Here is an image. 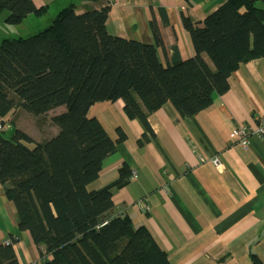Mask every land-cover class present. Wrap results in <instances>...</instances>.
<instances>
[{
	"label": "trees",
	"instance_id": "trees-1",
	"mask_svg": "<svg viewBox=\"0 0 264 264\" xmlns=\"http://www.w3.org/2000/svg\"><path fill=\"white\" fill-rule=\"evenodd\" d=\"M259 1L226 0L203 21L184 16L196 53L164 64L154 20L155 42L146 43L109 33L110 4L76 13L69 3L50 18L33 0H0L9 25L40 20L31 34L0 40V120L8 124L0 131V183L43 264H172L145 226L114 212L112 188L127 185L128 165L114 182L89 190L117 141L88 113L96 102L123 100L127 116L153 134L148 116L169 102L185 119L206 109L213 93L229 90L234 71L264 56ZM63 106L51 117L58 132L50 138L38 142L18 128L5 135L13 110L42 116ZM118 131V141L126 139ZM14 242L0 245V264H20ZM250 264L264 261L252 254Z\"/></svg>",
	"mask_w": 264,
	"mask_h": 264
},
{
	"label": "crops",
	"instance_id": "crops-1",
	"mask_svg": "<svg viewBox=\"0 0 264 264\" xmlns=\"http://www.w3.org/2000/svg\"><path fill=\"white\" fill-rule=\"evenodd\" d=\"M33 1L48 7L50 18L69 3L76 4V13L110 4L109 33L146 43L155 42L154 20L164 40L158 53L168 64L196 53L183 17L203 21L226 0ZM259 5L264 7V0ZM229 83L226 93H213V103L191 118H183L170 102L150 113L153 134L127 116L123 100L96 102L88 113L117 141L89 190L114 182L128 165L132 176L127 185L112 188L114 212L145 226L172 264H250L252 254L264 261V140L254 134L244 146L233 135L240 124L255 128L256 117L264 114V56L242 64ZM48 113L36 116L19 108L6 118L10 128L42 142L58 132L44 121L56 114ZM119 129L126 134L122 141ZM143 200L149 211L140 206ZM12 239L20 264H43L41 247L20 229L16 205L0 183V245Z\"/></svg>",
	"mask_w": 264,
	"mask_h": 264
},
{
	"label": "rangeland",
	"instance_id": "rangeland-1",
	"mask_svg": "<svg viewBox=\"0 0 264 264\" xmlns=\"http://www.w3.org/2000/svg\"><path fill=\"white\" fill-rule=\"evenodd\" d=\"M7 15H8V11H4L0 15V40L4 36H8V37H15V36H21V35L22 36H27V35L32 33V31L35 28V26H37L36 24L40 23V20H35V19H32V18H30V19L28 18V19H26L24 21L23 24H20V25H9L8 23H6L4 21L5 17H7ZM64 109H65L64 106H63L62 109L56 108L55 110H51L48 113V115H46V116H51L54 113H60ZM44 121H46L48 126H50V124L48 122L53 124L49 117H46V119H44ZM15 130H16L15 127L9 128L5 132V135L8 136V137H11L14 134Z\"/></svg>",
	"mask_w": 264,
	"mask_h": 264
},
{
	"label": "built area",
	"instance_id": "built-area-1",
	"mask_svg": "<svg viewBox=\"0 0 264 264\" xmlns=\"http://www.w3.org/2000/svg\"><path fill=\"white\" fill-rule=\"evenodd\" d=\"M109 3H112V0H110ZM256 124L257 125L255 128H252V127L244 125V124H240L234 128L233 135L239 141L240 144H242L244 146H248L250 144V137L254 134L258 135L260 138H262L264 140V114L256 117ZM7 127H8L7 121H4L2 123V121L0 120V131L7 128ZM202 160H204V159L202 158ZM212 161L218 166L221 165V160L218 157L212 158ZM135 174L136 173H134L133 176H135ZM140 206L145 211L150 210V206L146 200L141 201ZM10 242L11 241L9 240L8 243H10Z\"/></svg>",
	"mask_w": 264,
	"mask_h": 264
}]
</instances>
